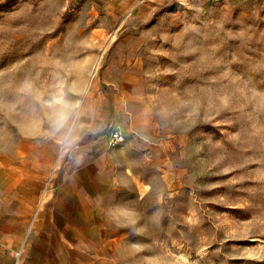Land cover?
Listing matches in <instances>:
<instances>
[{
    "label": "rangeland",
    "instance_id": "374dc122",
    "mask_svg": "<svg viewBox=\"0 0 264 264\" xmlns=\"http://www.w3.org/2000/svg\"><path fill=\"white\" fill-rule=\"evenodd\" d=\"M131 37L129 115L102 72ZM117 118L137 126V172L110 187L95 159L126 143ZM29 161L113 191L111 264H264V0H0V184Z\"/></svg>",
    "mask_w": 264,
    "mask_h": 264
},
{
    "label": "crops",
    "instance_id": "0c3cea01",
    "mask_svg": "<svg viewBox=\"0 0 264 264\" xmlns=\"http://www.w3.org/2000/svg\"><path fill=\"white\" fill-rule=\"evenodd\" d=\"M121 105L129 115L137 111V106L129 110L123 101H118L117 106ZM105 114L109 116L108 111ZM128 122V118L123 123L117 118L114 129L126 134V143L105 148L104 156L95 159L103 161L98 165L103 166L101 170L110 187L125 177L127 167L137 172V126ZM52 164L29 161L21 179L11 184L6 179L0 184V264H111L114 259L102 248L105 240L100 238V230L106 227L102 216L109 218L112 210V188L102 194L81 171L74 167L67 172L51 169ZM48 176L52 177L50 187L46 185ZM44 188L47 200L40 205ZM15 252H19L17 262Z\"/></svg>",
    "mask_w": 264,
    "mask_h": 264
},
{
    "label": "bare ground",
    "instance_id": "6f19581e",
    "mask_svg": "<svg viewBox=\"0 0 264 264\" xmlns=\"http://www.w3.org/2000/svg\"><path fill=\"white\" fill-rule=\"evenodd\" d=\"M140 40L137 38H126L120 44H118L115 49L111 52V55L106 63L103 70V76L112 75L113 79L116 81L117 95L116 99L123 101L129 110H133L136 106L141 103L142 96V84L139 80H135L129 76L126 71L125 60L131 57L133 48L137 42ZM100 62L103 60V54L99 56ZM99 64V60L97 62ZM96 67L92 68L90 73L91 78L87 80L83 94H86L91 86L93 78L96 76ZM94 103L92 101L84 100L81 103L82 109L85 107L93 108ZM117 129V126L116 128ZM110 144L106 142L105 148H108ZM98 160V159H97Z\"/></svg>",
    "mask_w": 264,
    "mask_h": 264
},
{
    "label": "built area",
    "instance_id": "2783aa9c",
    "mask_svg": "<svg viewBox=\"0 0 264 264\" xmlns=\"http://www.w3.org/2000/svg\"><path fill=\"white\" fill-rule=\"evenodd\" d=\"M124 138L121 134L117 133V132H114L111 134L110 138H109V144L110 146H118V145H121L124 143ZM48 187H50V185L48 184ZM46 197V191H44L42 194H41V197H40V202L39 204L41 205L44 201ZM13 258H14V261L17 262L18 259H19V252H15L13 254Z\"/></svg>",
    "mask_w": 264,
    "mask_h": 264
}]
</instances>
